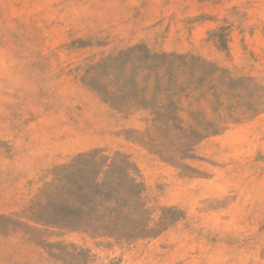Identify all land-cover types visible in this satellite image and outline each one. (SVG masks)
<instances>
[{
    "label": "rangeland",
    "instance_id": "obj_1",
    "mask_svg": "<svg viewBox=\"0 0 264 264\" xmlns=\"http://www.w3.org/2000/svg\"><path fill=\"white\" fill-rule=\"evenodd\" d=\"M0 264H264V0H0Z\"/></svg>",
    "mask_w": 264,
    "mask_h": 264
}]
</instances>
